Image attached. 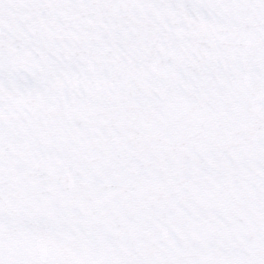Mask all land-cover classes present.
<instances>
[{
  "label": "snow or ice",
  "instance_id": "6c2138e0",
  "mask_svg": "<svg viewBox=\"0 0 264 264\" xmlns=\"http://www.w3.org/2000/svg\"><path fill=\"white\" fill-rule=\"evenodd\" d=\"M0 264H264V0H0Z\"/></svg>",
  "mask_w": 264,
  "mask_h": 264
}]
</instances>
